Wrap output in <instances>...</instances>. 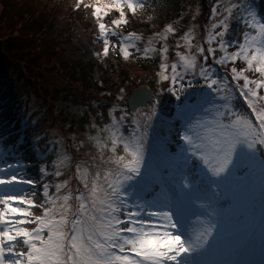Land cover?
Returning a JSON list of instances; mask_svg holds the SVG:
<instances>
[{"label":"snow or ice","instance_id":"obj_1","mask_svg":"<svg viewBox=\"0 0 264 264\" xmlns=\"http://www.w3.org/2000/svg\"><path fill=\"white\" fill-rule=\"evenodd\" d=\"M151 6L75 4L95 21L94 56H159L160 92L177 101L175 118L161 121L166 134L156 126L158 99L144 109L113 104L110 122L88 137L99 153L95 171L77 161L67 179L72 157L54 142L41 147L35 138V174L5 145L0 264H255L257 246L264 264V15L252 0H214L208 22L182 35L174 23L146 39L121 30Z\"/></svg>","mask_w":264,"mask_h":264},{"label":"trees","instance_id":"obj_2","mask_svg":"<svg viewBox=\"0 0 264 264\" xmlns=\"http://www.w3.org/2000/svg\"><path fill=\"white\" fill-rule=\"evenodd\" d=\"M76 2L0 0V33L2 36L4 34V38L19 35L45 59V63L54 66L65 77V81L74 87L75 92L71 96L73 101L90 105L91 101L100 100L101 90L112 94L109 98L112 101L121 89L124 90L123 95H128L129 91L138 87L156 89L159 56L136 57L133 62H127L111 51L103 59L94 56L93 53L101 48V43L94 41L95 21L89 10L76 9ZM200 3L203 5L204 0H152V6L147 11L130 18L129 24L121 30L125 33L134 31L146 39L172 20L184 23L185 18L191 15L189 7L197 4L201 7ZM256 3L259 13L264 15V0ZM25 62L8 50L5 51L0 43V140L4 139L6 145H9L10 139L15 141L18 135L14 131L20 130L19 112L23 94L27 91L24 85L29 80V71L25 69L29 64ZM129 65H135L140 75H132ZM162 95L158 99L160 103H165L163 108L167 110L174 98L168 92ZM95 96L97 98L92 100ZM15 122L17 124L13 128ZM42 128L43 123L39 121L24 132L22 149L25 150L23 157L26 160L37 162L30 147L32 139L42 132ZM7 134H10V139L5 140ZM37 167L31 169L33 174L37 172Z\"/></svg>","mask_w":264,"mask_h":264},{"label":"rangeland","instance_id":"obj_3","mask_svg":"<svg viewBox=\"0 0 264 264\" xmlns=\"http://www.w3.org/2000/svg\"><path fill=\"white\" fill-rule=\"evenodd\" d=\"M85 2H88V0H85ZM213 2L214 0H212V2L208 1L207 3L209 11ZM197 9H199V11H197ZM188 10L191 15L185 18L184 23L178 20H172V22H169L174 23L177 28L181 30L178 32V35H182L184 30H187L193 25L200 26L208 22V14L204 16L202 8L199 7L198 4L190 6ZM254 10L256 11V8H254ZM193 15H195V19H193ZM167 24H165L163 28ZM197 33V40H199L203 35V32L199 27L197 28ZM0 36H2V33H0ZM0 43L4 46L5 51L8 50L10 53L15 54L21 62L26 61L25 63L28 62L29 64L25 67L27 72L29 71V80L24 85L27 91L23 94V102L19 112L22 116V123L29 120L30 124L33 125L41 120L43 123L42 132L37 135L43 137L41 145L43 146L45 143L51 144L54 142L56 150L67 152L72 157L73 163L69 167L62 169V172L65 175L63 178L67 179L69 176H73L75 162L77 161L88 164L90 170L95 171V168H93L91 164V157L94 155L98 156L99 153L96 150L94 142L90 141L88 137L95 136L97 134V128H103L105 124L110 122V117L108 115L110 106H102V102L100 101L94 103L91 101L92 104L90 105L82 101H73L71 96L75 92L74 87L65 81V77H63L54 66L45 63V59H43L40 54L34 52V48H32L29 43L25 42L24 39L19 37V35L4 38L3 34ZM168 44L170 46L169 60L171 61L172 59H175V53L172 51L175 46V40L170 38ZM133 60V58H129L126 61L133 62ZM128 69L129 71L131 70L130 73L132 75H140V72L135 65H129ZM158 71L159 69H157V73ZM157 73L156 91L159 93L158 95L163 96L162 94L165 92H160L161 84L157 82ZM119 95L120 94L112 100L113 104H121L126 107L127 96L123 95V101H119L116 99ZM106 96L107 98H110L112 97V94L107 93ZM96 98L97 96L93 97L92 100ZM159 105H164V103H159ZM159 105L157 107L158 118L156 120V126L159 128L161 136H163L166 134V128L161 126V121L174 119L176 110L172 114V117L166 116L161 112V106ZM100 107L107 108V118L100 117V119L97 120L95 119L97 116L92 110L100 112L98 111ZM85 117H87V120H85ZM93 125L96 127H93ZM26 126L27 123L25 127ZM105 135L106 133H101V138ZM80 141H84V143L77 147ZM33 143L35 144L36 140ZM117 151H122V148L118 147ZM0 152H2L1 147ZM109 154L110 153L105 150V157ZM34 167L35 166H32V168ZM103 167V165H100L101 171L103 170ZM241 212V206L233 201L231 214L239 220ZM242 223L243 222L241 221V225Z\"/></svg>","mask_w":264,"mask_h":264},{"label":"water","instance_id":"obj_4","mask_svg":"<svg viewBox=\"0 0 264 264\" xmlns=\"http://www.w3.org/2000/svg\"><path fill=\"white\" fill-rule=\"evenodd\" d=\"M137 98L142 99L144 101V104L136 103ZM151 100H152V93L150 91L143 90V89H137L132 92L128 100V106L129 108L145 106Z\"/></svg>","mask_w":264,"mask_h":264}]
</instances>
